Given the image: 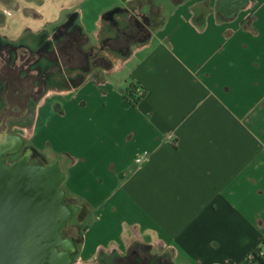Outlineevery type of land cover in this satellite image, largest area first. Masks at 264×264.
I'll list each match as a JSON object with an SVG mask.
<instances>
[{"label": "crops", "instance_id": "0c3cea01", "mask_svg": "<svg viewBox=\"0 0 264 264\" xmlns=\"http://www.w3.org/2000/svg\"><path fill=\"white\" fill-rule=\"evenodd\" d=\"M133 1L0 0V46L70 55V24L94 48L70 69L81 80L50 81L29 126L30 148L59 157L67 202L88 207L70 264H135L132 245L173 264L264 257V0H180L146 37L106 47ZM131 81L146 90L135 107Z\"/></svg>", "mask_w": 264, "mask_h": 264}, {"label": "water", "instance_id": "95a60500", "mask_svg": "<svg viewBox=\"0 0 264 264\" xmlns=\"http://www.w3.org/2000/svg\"><path fill=\"white\" fill-rule=\"evenodd\" d=\"M21 142L9 132L0 137V264H70L79 237L76 228L68 232L65 173L56 161L33 163L26 155L8 162Z\"/></svg>", "mask_w": 264, "mask_h": 264}, {"label": "flooded vegetation", "instance_id": "af4514ba", "mask_svg": "<svg viewBox=\"0 0 264 264\" xmlns=\"http://www.w3.org/2000/svg\"><path fill=\"white\" fill-rule=\"evenodd\" d=\"M233 1H229L227 6L222 9H231ZM219 7H221L220 0ZM151 24L152 18L149 16H130L127 18L125 26L118 27L115 37L107 38L103 42L109 48L125 47L131 41L146 37ZM58 32L72 40L69 47L70 55H67L61 44L57 43V48L53 49L50 42L46 40L41 41L34 48L24 44L0 46V137L5 132L18 135L17 132L11 131L12 128L25 130L26 126L30 124L27 121L31 120L38 99L50 86V81L66 74L61 70L53 72L49 70V66L65 61L68 69L88 68L89 59L94 55V48L86 46L74 25L66 24ZM55 36L57 35L55 34ZM18 48H20L19 52ZM81 78V74L77 72L67 80L76 82ZM21 141V147L17 152L8 154L7 158L18 154L15 158L26 155L29 159L34 154H38L29 146L23 148L22 137ZM21 150L22 152H20ZM73 228H75L73 225H69L68 232H72ZM127 257L128 261L135 264H159L154 257H150L148 254L147 260L141 258L136 249L131 250V254ZM120 260L126 261V258H120Z\"/></svg>", "mask_w": 264, "mask_h": 264}, {"label": "rangeland", "instance_id": "374dc122", "mask_svg": "<svg viewBox=\"0 0 264 264\" xmlns=\"http://www.w3.org/2000/svg\"><path fill=\"white\" fill-rule=\"evenodd\" d=\"M177 1L178 0H135V1H133L130 4L129 7H131V12L135 16L146 15V16L151 17L152 18V26H156L164 19L165 14H166V9L171 7V5L177 3ZM260 45H258L259 49L257 50L256 55H258V51L260 52V50H261ZM60 63L63 64L64 71H65L66 74L61 77L62 79L59 78V80L65 79L66 81H68L67 78L71 77V75H73L74 73H73L72 70L67 68L68 65H65V61H61ZM64 99H65V97H57L56 96V97H51L49 100H50V102H54V101L57 102V100H64ZM27 123L29 124L30 120H28ZM29 126H30V124L26 126L25 130H21V129H17V128H15V129L12 128L11 129L12 132H17V133H21L22 134L21 137L23 139V148L26 147V146H29V147L31 146V148H32V144H31V141H30V138H29L30 137V131H29L30 128H29ZM20 152H22V150ZM48 154H49L48 151H45L43 153L40 152L39 154H34L33 156H31L29 158V162H34V163L35 162H45L47 160L50 161L53 158H56V159L59 158V157H55V156H52L53 157L52 158ZM17 155L8 156L7 161L8 162L12 161ZM66 201H68V200L66 199ZM69 206L72 209V217H71V219L69 221V224L73 225L74 223L75 224L77 223L80 227H82L84 222L83 221H81V222L77 221V218L80 216L79 214H80L81 210H83L84 213H88V207L86 205H84V204L83 205L81 204L80 206H76V205H74L72 203L69 204ZM76 243L77 242L75 241L74 244H76ZM133 249H136V251H138V254L140 255L141 258H144L145 260L148 259L147 254L149 255L150 253L147 252L146 250H143L141 247H139L137 245H132L131 246L128 255L131 254V250H133ZM160 255L162 256V252L161 251L157 252L156 256L159 257ZM149 256L151 257L152 255H149ZM154 258L157 259V257H154ZM158 259L160 261V257ZM162 259H164V258H162ZM162 259H161V262L163 261Z\"/></svg>", "mask_w": 264, "mask_h": 264}, {"label": "trees", "instance_id": "16d2710c", "mask_svg": "<svg viewBox=\"0 0 264 264\" xmlns=\"http://www.w3.org/2000/svg\"><path fill=\"white\" fill-rule=\"evenodd\" d=\"M180 1V0H178ZM146 95V90L143 86H140L137 82L131 81L126 88L123 90V96L125 98V100L127 101V103L131 106V107H135L140 101L141 99H143V97H145ZM37 163H45V162H37ZM63 189L66 192V188L63 184ZM65 202L66 199H65ZM84 227H82L81 230H83ZM142 248L146 249V246H143ZM253 254V258L250 262H247V264H264V257L259 255L258 250H254L252 251ZM114 255V253H110V255L108 256V259L111 258ZM116 256V255H115ZM157 257L156 261L159 262V264H173L172 261L169 258V255L166 253V251H162V256L160 255V261H159V257L158 256H154ZM164 259H162V258ZM120 259V257H119ZM161 259L163 260L161 262ZM165 260V261H164ZM157 262V263H158Z\"/></svg>", "mask_w": 264, "mask_h": 264}, {"label": "built area", "instance_id": "2783aa9c", "mask_svg": "<svg viewBox=\"0 0 264 264\" xmlns=\"http://www.w3.org/2000/svg\"><path fill=\"white\" fill-rule=\"evenodd\" d=\"M146 156H148V152H147V151H143L140 155H138V156L135 157V161H136V162H140V161L142 160V158H144V157H146ZM259 255L261 256L260 252H259ZM252 258H253V254H252V252H251V253H249V254L247 255V257H246V261H247V262H250V261L252 260Z\"/></svg>", "mask_w": 264, "mask_h": 264}]
</instances>
